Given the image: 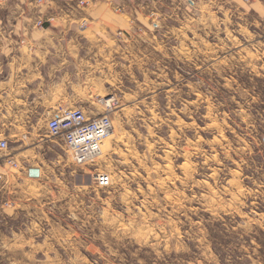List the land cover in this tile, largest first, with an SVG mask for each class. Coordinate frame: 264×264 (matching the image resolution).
Masks as SVG:
<instances>
[{"label": "rangeland", "instance_id": "1", "mask_svg": "<svg viewBox=\"0 0 264 264\" xmlns=\"http://www.w3.org/2000/svg\"><path fill=\"white\" fill-rule=\"evenodd\" d=\"M103 1L53 80L112 127L77 164L40 120L0 180V264H264V0Z\"/></svg>", "mask_w": 264, "mask_h": 264}, {"label": "crops", "instance_id": "2", "mask_svg": "<svg viewBox=\"0 0 264 264\" xmlns=\"http://www.w3.org/2000/svg\"><path fill=\"white\" fill-rule=\"evenodd\" d=\"M111 6L98 0L88 9L76 3L70 11L61 9L60 12L55 0H3L0 5L3 24L0 31V138L7 140V153L18 166L8 175L13 167L0 157V180L17 177V173L24 171L25 154L31 153L43 140L40 120L46 126V120L64 106L67 92L53 78L60 75L57 71L67 66L70 59L72 37L66 26L86 17L90 21L105 22L104 19L111 16ZM50 16L54 17L53 22L48 21ZM127 16L126 21L131 24L132 19ZM39 18L44 25L36 24ZM21 38L24 41L19 43Z\"/></svg>", "mask_w": 264, "mask_h": 264}, {"label": "built area", "instance_id": "3", "mask_svg": "<svg viewBox=\"0 0 264 264\" xmlns=\"http://www.w3.org/2000/svg\"><path fill=\"white\" fill-rule=\"evenodd\" d=\"M38 2L41 0H37ZM87 0H78V3L85 6ZM3 0H0V5ZM53 17L50 16L48 21ZM38 26L44 25L42 19H37ZM80 26L86 25V19L80 21ZM3 24L0 22V31ZM24 41L21 38L18 42ZM112 124L107 114L88 116L80 107H62L57 113L46 120V133L49 136L59 137L68 149L71 158L77 164L91 162L101 152V142L109 133ZM8 142L0 138V157L10 166H17V161L8 153ZM95 183L99 186H106L110 182V176L106 172L94 173Z\"/></svg>", "mask_w": 264, "mask_h": 264}, {"label": "water", "instance_id": "4", "mask_svg": "<svg viewBox=\"0 0 264 264\" xmlns=\"http://www.w3.org/2000/svg\"><path fill=\"white\" fill-rule=\"evenodd\" d=\"M30 173L33 174V175H36L37 174V170L36 169H31Z\"/></svg>", "mask_w": 264, "mask_h": 264}]
</instances>
